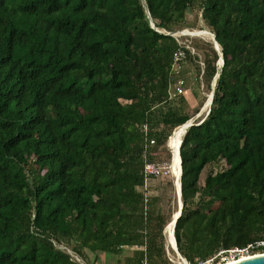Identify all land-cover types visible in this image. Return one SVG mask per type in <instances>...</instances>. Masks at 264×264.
<instances>
[{"label": "trees", "instance_id": "16d2710c", "mask_svg": "<svg viewBox=\"0 0 264 264\" xmlns=\"http://www.w3.org/2000/svg\"><path fill=\"white\" fill-rule=\"evenodd\" d=\"M198 15L223 64L198 40L173 75L172 33ZM187 64L213 96L179 147L174 237L202 264L264 239V0H0V264H76L61 244L84 260L127 248L117 264H173L163 230L178 207L161 203L176 178L152 177L145 204L143 163L145 149L171 162L166 141L198 116L195 91L193 107L168 94Z\"/></svg>", "mask_w": 264, "mask_h": 264}, {"label": "rangeland", "instance_id": "374dc122", "mask_svg": "<svg viewBox=\"0 0 264 264\" xmlns=\"http://www.w3.org/2000/svg\"><path fill=\"white\" fill-rule=\"evenodd\" d=\"M198 14L199 11H197ZM188 19L187 20H190L192 21L194 19L193 15H187ZM207 29L211 32L210 28H208L202 21V19H200V16L198 15V20H197V23L195 24V27L193 28H184V29H190V30H193V29ZM183 30V29H182ZM177 31H181V30H176L175 33ZM177 35H179L178 33H176ZM182 42L184 43H187L189 45L190 44H194L195 41H198V40H203V41H206V42H211L212 41L208 38L206 39L205 37H202V36H190V35H182L181 39H180ZM191 41V42H190ZM216 50V49H215ZM217 51V50H216ZM198 53L200 54V56L202 57V53L200 51H198ZM217 54H218V59H217V66L220 67L221 64L218 63L220 62L219 61V57H220V47L217 51ZM185 64V62H184ZM186 68L189 72V74H186L187 76H190V78L187 79L186 83V88H185V92L183 93V95L188 98L189 100H191V104L193 102V106L196 105V99L195 97H193L192 95V91H195L199 96H201V98L203 97L204 98V101L202 103V106H201V109L203 108L204 106V102L206 101L207 97H208V94L212 91H208L207 87H206V84L201 82V80L199 82H197V80L195 79L194 75H193V71H194V67L193 65L191 64H187L186 65ZM215 77L213 78V82H212V88L214 86V83H215ZM211 88V89H212ZM191 106V105H190ZM201 109L199 110V112H201ZM209 109V107H208ZM208 111V110H207ZM205 114H207V112L205 111L202 116H196V114L193 116L194 119H202L203 117H205ZM197 119V120H198ZM166 145H167V141H166ZM171 150V149H169ZM158 155L162 156L164 159V152L162 150H158ZM165 161V159L163 160ZM165 162H168L170 163L169 161H165ZM226 166L225 162L224 161H219L217 162L216 164H213L212 166H207V167H204L202 173H201V177H200V185L203 184V181L206 177V175L208 174L209 171H213L215 172L216 170H220L222 168H224ZM166 176H169V175H166ZM171 178V176H170ZM168 177L166 178H158V180H171L170 182H172V179H170ZM173 184V183H172ZM150 186L151 188L153 189L154 188V184L152 185V183H150ZM156 188H159L158 185L156 184ZM164 191H167V192H171V196L168 197V196H165L162 200V203L161 205L163 207H165L166 209H169V210H174L175 208L178 207L179 205V202H178V198H177V194H176V188H175V191L174 189L172 188V186L170 185H167L165 184L162 188ZM163 234H164V246H165V252H166V255L168 257V259L173 263V264H188L187 261H183L182 259H184L181 255L177 254L174 249H172L171 247V244H168L167 243V239H166V235H165V232L163 230ZM132 254V249H124V251L121 253V255H110L109 257H105L103 255H100V259L98 261H95L94 259V254L91 253V252H87V258L85 259L86 261V264H117L118 263V260L120 262L123 261L124 257L127 256V255H130ZM181 257V258H180ZM185 260V259H184ZM225 262H222L221 264H224ZM202 264H220V260H219V257L215 260V262L212 260V259H209L208 261H206L205 263H202ZM229 264V263H227Z\"/></svg>", "mask_w": 264, "mask_h": 264}, {"label": "built area", "instance_id": "2783aa9c", "mask_svg": "<svg viewBox=\"0 0 264 264\" xmlns=\"http://www.w3.org/2000/svg\"><path fill=\"white\" fill-rule=\"evenodd\" d=\"M176 33H178L179 35H177ZM176 33H172V35L176 38L179 46L173 52L170 73L178 76L182 68V62H184L187 55L186 50H190L191 53H195V50L190 43L188 45L187 43H184L180 40L181 39L180 37L183 35L180 33V31H177ZM185 85H186L185 80L182 77L179 78L177 77V80L174 83L170 82L168 87L169 97L183 94L185 92ZM142 129L144 132H146L147 125L144 124L142 126ZM153 143L154 141L150 140V144ZM144 157H145L143 163L144 182L142 186V192H143V201L145 204H147L148 192L151 187L150 179L152 177H162L166 175L170 176V163L165 161L161 162V161L148 160L146 149L144 151ZM144 208L146 209V206ZM59 248L65 251L70 256V259L76 262V264H86V261L77 253L72 251L69 246L61 244L59 245ZM256 255H264V239H257L251 241L247 243L245 246H234L229 249L220 250L216 254L217 258L219 257L220 263L226 261H239L243 257H253Z\"/></svg>", "mask_w": 264, "mask_h": 264}, {"label": "bare ground", "instance_id": "6f19581e", "mask_svg": "<svg viewBox=\"0 0 264 264\" xmlns=\"http://www.w3.org/2000/svg\"><path fill=\"white\" fill-rule=\"evenodd\" d=\"M183 35H190V36H202L205 37L206 39H210L212 41V34L210 31H203V30H184L180 32ZM210 33V34H209ZM219 49V48H218ZM210 99L211 95L208 97V101L206 102L204 108L202 109L201 113L198 115L201 116L205 111L208 110V107L210 106ZM186 129V126H181L178 128L176 132L170 137L168 141V146L171 149V152L173 153V159L170 162V175H173L176 178L175 185L176 188H178L179 181H180V155L178 153L179 146L181 144V140L184 134V130ZM173 230H174V223L172 222L165 230V235L168 240V244H171V246H174V240H173ZM181 258V257H180ZM250 258V257H243L241 260ZM185 261L184 259H182ZM235 263L236 261H226L224 264L227 263ZM222 263V262H221Z\"/></svg>", "mask_w": 264, "mask_h": 264}, {"label": "water", "instance_id": "95a60500", "mask_svg": "<svg viewBox=\"0 0 264 264\" xmlns=\"http://www.w3.org/2000/svg\"><path fill=\"white\" fill-rule=\"evenodd\" d=\"M150 24L151 26L153 27L154 26V23L153 21L151 20L150 21ZM212 34V43L214 45V48L218 51V48H219V45L215 39V35L210 32ZM219 61L218 63L223 64V58H222V55H221V52H220V57H219ZM221 66L218 68L220 70ZM218 76V73L214 76L215 79L217 78ZM212 96H213V90L211 91V99H210V104H211V101H212ZM209 109H210V106H209ZM209 109L207 111V114L209 112ZM201 112H198L197 114L199 115ZM193 120L194 118H190L189 120H187L185 123L181 124L182 126H186V129L191 126L193 124ZM186 129L184 130V133L186 131ZM182 141V140H181ZM180 147V146H179ZM178 153H179V149H178ZM180 158V157H179ZM180 176H181V158H180ZM180 178V177H179ZM176 188V187H175ZM176 194H177V197H178V202H179V205H178V214L177 216L173 219V223H174V227H175V223H176V220L177 218L180 216L181 214V209H182V201H181V184H180V181H179V185H178V188H176ZM173 240H174V246H171L172 249H174V251L180 255V253L178 252V249H177V246H176V241H175V237H174V230H173ZM186 261V260H185ZM232 264H264V255H256V256H253V257H250V258H246V259H243V260H239V261H236L235 263H232Z\"/></svg>", "mask_w": 264, "mask_h": 264}, {"label": "clouds", "instance_id": "9594fccd", "mask_svg": "<svg viewBox=\"0 0 264 264\" xmlns=\"http://www.w3.org/2000/svg\"><path fill=\"white\" fill-rule=\"evenodd\" d=\"M174 33H175V32H174ZM185 88H186V85H185ZM194 120H195V119H194ZM194 120H193V121H194ZM170 151H171V150H170Z\"/></svg>", "mask_w": 264, "mask_h": 264}, {"label": "crops", "instance_id": "0c3cea01", "mask_svg": "<svg viewBox=\"0 0 264 264\" xmlns=\"http://www.w3.org/2000/svg\"><path fill=\"white\" fill-rule=\"evenodd\" d=\"M192 104H193V102H192Z\"/></svg>", "mask_w": 264, "mask_h": 264}]
</instances>
